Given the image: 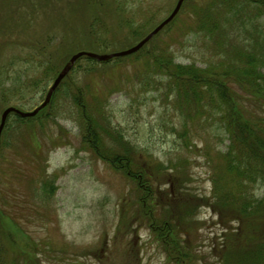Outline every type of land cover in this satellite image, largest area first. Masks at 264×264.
Returning a JSON list of instances; mask_svg holds the SVG:
<instances>
[{
	"label": "rangeland",
	"instance_id": "obj_1",
	"mask_svg": "<svg viewBox=\"0 0 264 264\" xmlns=\"http://www.w3.org/2000/svg\"><path fill=\"white\" fill-rule=\"evenodd\" d=\"M177 2L117 0L124 11L120 20L101 16L90 26L100 45L117 43L120 47L105 51L82 45L75 51L122 52L133 43L127 36L130 28L153 30ZM68 4L23 0L8 21L6 15L13 9L0 3V44H7L0 45V121L8 107L32 111L44 101L56 78L49 70L55 62L60 65V56L71 49L60 46L61 32L85 27ZM199 8L206 31L200 29L194 14ZM156 46L169 47L177 64L201 69L239 67L240 55L262 52L264 14L255 8H214L211 0H188L174 24L151 47ZM43 49L47 55L41 53ZM149 62L143 56L107 65L82 60L71 73V81L55 94L46 115L30 123L11 117L7 123L0 151V209L6 228L26 247L23 252L30 261L221 264L219 250L226 242V230L206 202L213 198V183L221 173L226 189L231 182L225 157L228 135L218 107L207 100V115L192 117L196 106L179 98L166 75ZM78 88L85 91V102L97 120L133 144L134 157L140 165L146 163L147 174L158 181L155 189L161 193V204L177 203L169 192L171 178L175 195H182L178 204L190 200L195 205L190 224L184 216L175 229L180 245L176 238H167L165 248L149 221L142 218L148 208L144 202V209L140 198L146 194L84 143L78 106L83 99L75 98ZM263 194V189L254 191L257 198ZM160 213L157 210L158 219ZM237 227L232 224L233 230ZM175 245L184 250L183 256Z\"/></svg>",
	"mask_w": 264,
	"mask_h": 264
},
{
	"label": "trees",
	"instance_id": "obj_2",
	"mask_svg": "<svg viewBox=\"0 0 264 264\" xmlns=\"http://www.w3.org/2000/svg\"><path fill=\"white\" fill-rule=\"evenodd\" d=\"M22 1L0 0V3L5 2L13 9L11 14L7 13L6 15L8 21L13 19L16 14L12 15L13 11L17 6L20 7ZM59 1H67L68 5L72 4L73 12L77 15V17L75 15L76 21L79 19L82 24H85V27L84 29L75 28L70 32L68 30L61 32L60 46L66 44L67 48L71 49L68 53L60 56L59 62L62 61L60 65L58 62H55L54 66L52 65L49 70L51 75L57 77L70 58L77 53L76 46L86 45L91 49L102 48L105 51H109L111 47H120L116 46L117 43L112 45L105 42L104 45H100L93 27L90 26L100 20L101 16L105 18L111 15L113 19L120 20L124 11L117 5V0ZM211 2L214 8L240 6L255 8L257 12L264 14V0H211ZM194 14L200 29L206 31V22L204 17H201L200 8ZM174 22L165 31L169 30ZM151 31L130 28L127 34L133 41L130 47L143 40ZM0 32L2 33V30ZM159 36L155 37L137 54L114 59L108 63H102V65L119 64L125 60L143 56L150 61V66L166 75L179 98L185 100L189 105L196 106L195 110L190 112L193 114L192 117L207 115L204 106L207 100L214 104L215 109L218 107L216 110L220 113V120L223 121L222 124L230 141L229 151L225 157L228 161V174L231 182L226 189L227 181L221 173L213 183V188L215 187L213 200L209 198L206 203L215 210L220 223L226 230V242L219 250V260L221 259V264H264V194L261 198L254 195V191L257 189L264 190V73L262 72L264 69V47L259 54L254 50L251 54L240 55L239 60L242 66L229 65L223 69L211 66L201 69L194 64H177L169 47L162 49L158 46L151 47ZM3 46L5 47L7 44ZM128 47L124 49H128ZM45 49L41 53L47 55ZM82 60L100 65L96 60L84 57L76 63V66ZM70 78L71 75L63 81L56 94L69 80L71 81ZM76 93V100L83 99L81 104L78 103V106L81 109L79 123L84 143L103 162L125 174L139 186L140 191L146 194L140 198L142 205L146 202L148 208V212L142 218L149 221L150 229L165 245V248H167V238H176V243L180 245L177 242L179 231H175V229H179V224L183 222L184 216L187 218L186 224H190L189 219L192 217L195 205L190 200L178 204L182 195H175L174 181L170 178L169 192L174 195V200L177 203H168L163 206L159 198L161 193L155 189L158 181L153 180L151 174H147L148 171L143 166L146 163L140 165V159L134 157L133 153H136V149L133 144L125 141L120 133L114 132L107 124L97 120L85 102L84 90L78 88ZM54 99L55 96L53 101ZM49 107L41 111L34 119L25 120L20 116H14L21 123H30L46 115ZM107 139L112 141L111 145L107 143ZM161 167L162 165L155 168L161 169ZM253 184L258 186L255 188ZM219 186H223V188L219 189ZM143 207L146 208L144 205ZM157 210L161 212L159 214L161 219L157 218ZM156 220H159L160 224ZM232 224H237V229L233 230ZM25 248L6 228L5 213L0 209V264H40L39 261L32 262L26 257L27 255L23 252ZM175 249L179 256L184 255V250H180L177 245H175ZM188 256L191 258L189 253ZM187 264L192 263L188 260Z\"/></svg>",
	"mask_w": 264,
	"mask_h": 264
},
{
	"label": "water",
	"instance_id": "obj_3",
	"mask_svg": "<svg viewBox=\"0 0 264 264\" xmlns=\"http://www.w3.org/2000/svg\"><path fill=\"white\" fill-rule=\"evenodd\" d=\"M184 1L185 0H179L178 5L176 9L174 10V12L172 13V15L164 23H162L157 29H155L146 39H144L141 43H139L137 46L133 47L132 49H129L121 53H116L113 55H95V54L85 53V52H81V53L74 55L71 58L70 62L66 65V67L63 69V71L60 73V75L55 80L54 85L52 86L51 90L48 93L46 101L39 108H37L34 112H29V113H24L16 108H9L3 113L1 124H0V148H1V136H2L3 130L5 128L7 119L10 114L16 113L23 118H33L37 116L41 110H43L44 108L48 106V104L50 103L52 99L54 92L58 89L62 81L68 76L70 71L75 66L76 62L82 57H89L99 62H107L114 58L126 57V56H130V55H133L139 52L155 35H157L166 25H168L174 20V18L180 12Z\"/></svg>",
	"mask_w": 264,
	"mask_h": 264
}]
</instances>
